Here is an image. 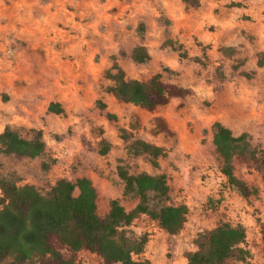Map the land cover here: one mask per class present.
<instances>
[{"label": "rangeland", "instance_id": "rangeland-1", "mask_svg": "<svg viewBox=\"0 0 264 264\" xmlns=\"http://www.w3.org/2000/svg\"><path fill=\"white\" fill-rule=\"evenodd\" d=\"M36 1L0 0V132L11 126L32 138L35 130H42L45 150L36 158L0 154V176L19 185L34 184L44 194L60 178L75 181L87 176L97 189L98 213L105 218L113 199L128 211L138 202L135 194L124 193L119 164L131 173H165L169 203L187 204V221L175 235L148 215L121 224L128 238H146L136 259L186 264L200 231L229 222L245 227L249 255L225 264H262L264 11L263 16L256 11L264 4L252 2L249 7L256 11L238 12L239 17L217 8L209 19L196 18L197 33H186L181 43L190 48L184 49L173 39V23L158 5L147 20L141 0H53L59 13L46 23L42 7L52 0ZM229 18L233 25L227 23ZM168 38L175 40V47L166 43ZM230 41L239 44L235 58L223 57L217 47ZM144 42L151 43L150 58L137 63L131 51ZM71 44H95L96 49L88 55ZM112 56L130 79L146 81L161 73L164 81L186 87L189 94L171 97L154 110L122 102L106 91L112 83L106 76ZM51 102L60 104L63 112L49 111ZM108 112L117 119H110ZM157 117L169 131L160 129ZM215 121L235 135L249 134L254 154L237 157L234 166L238 178L255 190L250 195L231 185L221 172V158L213 145ZM120 128L126 129V137ZM136 138L162 146L167 154L155 165L147 154L130 153L128 146ZM102 141L111 144L106 154L100 153ZM44 164L49 169L44 170ZM149 204L158 208L160 202L151 198ZM77 259L80 264H105L87 250L79 251Z\"/></svg>", "mask_w": 264, "mask_h": 264}, {"label": "trees", "instance_id": "trees-1", "mask_svg": "<svg viewBox=\"0 0 264 264\" xmlns=\"http://www.w3.org/2000/svg\"><path fill=\"white\" fill-rule=\"evenodd\" d=\"M184 1L193 6L199 5V0ZM166 43L175 47L173 39L166 40ZM222 52L230 56L236 49L224 47ZM131 56L137 63H144L150 58L147 48L142 45L134 47ZM182 56H187V53ZM112 58L113 64L106 71L112 83L106 91L122 102L154 110L168 103L171 97L189 94L186 87L164 81L161 73L146 81L130 79L117 58ZM98 103L106 109L104 102ZM48 109L63 112L57 102H51ZM107 115L110 119H117L114 113L108 112ZM156 121L160 129L169 131L161 117H157ZM213 130V145L222 162L221 172L231 185L237 186L244 195H250L255 190H250L238 178L234 166L237 157L254 154L249 134L235 135L220 121L213 123ZM120 131L126 137V129L120 128ZM110 147L109 142L102 141L100 153L106 154ZM44 150L42 130H35L32 138L22 136L11 126L0 132V154L36 158ZM128 151L149 155L155 165L159 157L167 154L162 146L140 138L129 144ZM43 168L47 170L49 165L44 164ZM117 173L124 183V193L135 194L138 202L128 211L118 199H113L105 218L98 213L97 189L88 177L81 176L75 181L60 178L44 194L34 184L19 185L0 176V264H80L77 253L81 250L97 254L105 264H149L148 260L135 258L144 250L146 238L132 240L119 228L120 225H130L141 215H148L169 234L175 235L184 228L189 208L185 203H169L170 188L165 173H131L123 164L117 166ZM151 198L160 202L158 208L150 207ZM246 239V229L241 224L223 222L212 229L200 231L194 239L196 250L187 253L186 264H225L231 259L246 260L249 255L244 246Z\"/></svg>", "mask_w": 264, "mask_h": 264}, {"label": "crops", "instance_id": "crops-1", "mask_svg": "<svg viewBox=\"0 0 264 264\" xmlns=\"http://www.w3.org/2000/svg\"><path fill=\"white\" fill-rule=\"evenodd\" d=\"M36 1V0H35ZM59 1V0H55ZM141 4L143 5L142 7V12L146 14V18L152 19V14L155 13V8L156 6L162 10L164 17L170 19V22L172 21L173 27L175 30L176 36H174L175 40L179 41L180 43L184 41V36L186 35L187 32L193 34L197 33L196 31V18L198 17H204L209 19L211 16H213V12L215 9H222L223 12L227 15H236L239 17V13L241 14V11L243 13H248L249 9L251 11H256L255 7H249L252 2H257L259 5L264 4V0H199V5L198 6H193L184 0H141ZM37 3V1H36ZM58 5H54L53 0L50 1L49 3L46 4V6H43L42 9L44 10V22L49 23V20H53L56 16H58L59 11H54L55 8ZM189 6V7H186ZM254 9V10H252ZM57 10V9H55ZM261 11V13L259 12ZM264 11V7H259L258 10L256 11V14H260L263 16L262 12ZM239 12V13H238ZM64 13V12H63ZM151 14V15H150ZM242 16V15H241ZM42 19V20H43ZM42 21L38 20L37 23H41ZM53 22V21H51ZM229 24L233 25L234 20L229 18L228 22ZM40 27V26H39ZM35 36V33H33ZM178 36V37H177ZM35 39V37L33 38ZM169 39V38H168ZM147 44H151L148 42L141 43L140 45L145 46L147 48V51L150 55V50L148 48ZM182 47L185 48H190L189 44H180ZM201 47H205L208 44H200ZM75 46L76 50L80 51H87L88 55H91L96 47L95 44H71L70 47L73 48ZM138 45H135V47ZM208 47V46H207ZM220 54L223 57H234L238 52H235L234 55H226L222 52V48L224 47H234L236 50H239V44L233 43L230 41L229 43L225 44H220L217 46ZM204 49V48H203ZM207 49V48H205ZM133 50V49H132ZM188 52V51H187ZM189 56V53H188ZM233 58V59H234ZM243 59V58H242ZM243 61V60H242ZM241 60H239V63H242ZM238 63V61L236 62ZM141 80V79H140ZM87 177V176H85ZM90 179V178H89Z\"/></svg>", "mask_w": 264, "mask_h": 264}]
</instances>
